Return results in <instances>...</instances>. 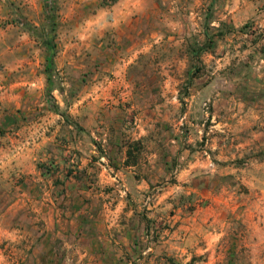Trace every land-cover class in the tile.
Segmentation results:
<instances>
[{
	"label": "rangeland",
	"instance_id": "rangeland-1",
	"mask_svg": "<svg viewBox=\"0 0 264 264\" xmlns=\"http://www.w3.org/2000/svg\"><path fill=\"white\" fill-rule=\"evenodd\" d=\"M261 78L264 0H0V264H264V150L239 159L228 132ZM156 115L157 180L95 194L69 230L65 181L91 174L74 149L51 148L68 151L77 133L99 149L112 121L134 131ZM214 121L223 158L180 178L186 150L209 157ZM49 143L54 155L38 162ZM38 169L49 181L28 179Z\"/></svg>",
	"mask_w": 264,
	"mask_h": 264
},
{
	"label": "crops",
	"instance_id": "crops-1",
	"mask_svg": "<svg viewBox=\"0 0 264 264\" xmlns=\"http://www.w3.org/2000/svg\"><path fill=\"white\" fill-rule=\"evenodd\" d=\"M263 83L264 79L261 78L255 89L252 91L251 89H248L250 92L248 94L249 98L246 99L242 95H239V107L236 109L237 112L233 114V119L229 118L230 125H228V132H231V135L230 133L228 134L232 137L231 140L233 141L231 148L237 150V153H239V159H241V156L248 152V150H252L253 148L264 150V140L256 139L260 138L259 136H261V138L264 136V132L260 130V126H264V111L258 108L259 103H264ZM215 91V103H218L223 99L225 93L223 88L218 89V87H216ZM192 103L193 100L191 101V104ZM191 114V111L184 114V119H187V123L190 124H192L193 119ZM216 117L219 116L215 112L213 115L214 120ZM158 122L159 119L157 115L156 119H151V121H142L141 116L140 125L137 126L134 131H130L132 129H129L127 123L125 128H122L120 125H117L116 121H112L110 123L111 127H109L110 131L108 130L110 134L107 138L102 139L103 144L100 145L99 149L96 147V138H92V140L95 141V145L92 144V142L91 145H83L77 140V133L72 134L71 142L68 144V151H64L62 146L57 145L51 148V143L45 146V148H40L41 151H38L37 153L39 155L41 154L38 156V162L40 160L48 161V158L54 155V153L48 151L50 148L54 150L56 154H61L62 152L67 154V152L74 149L76 153L78 152L81 155L79 168L82 171H85L84 174H91L89 178L83 177L80 180H77L71 176L65 181L64 187L68 197L67 203L70 210V216L72 217L69 230H75L73 229V220H76L79 215L86 216L83 211L85 208L93 207L92 205L96 197L94 196L95 194L115 195L119 192L120 197H123L124 193L121 190H117V187L121 185L127 192L126 195L128 197V195H131L133 192L138 194L141 193V191L137 190L139 184H141V186L144 183L148 185L157 180L155 179L157 178V173L154 171L157 169L156 158L159 152L158 146L161 143V137L158 134ZM221 125V122L217 121L215 122V125L211 127L213 128V131L210 129V132H214V136H212L210 143L205 146V148H208L209 152L203 151L205 155H209L207 159L201 161V158H198L200 154L198 151L191 152L190 150H186L183 153L187 155L193 153V157L185 162L183 170L179 173L180 178L190 177L194 179L199 170L201 171V169L211 166L212 163L209 161L211 156L219 159L223 158V147L225 145H222V143H225V140L223 139V135L218 133ZM202 126H196V131H198L199 135L203 132L209 134V132H207L206 129L204 130ZM121 129L122 131L118 134V130ZM127 133L129 134L128 136ZM191 138H188V141H192ZM200 138L201 137H199V139ZM226 139H228V137ZM135 142H139L143 148L147 149L145 152L137 155L134 160L133 157H129V149L131 151V147ZM171 142L176 144L174 146L175 148H178V143H180L181 140L173 139ZM148 148L149 151H147ZM218 155L220 156L218 157ZM144 156L146 158H144ZM239 167H242V164ZM141 170L145 173L148 171L147 174L150 176L148 180L143 178L140 174L141 172L143 173ZM33 172V176L30 175L31 173L27 172V175L30 176V178H28L29 180L38 182L46 179V181H49L48 177L50 175L47 173L43 174L42 169L34 170ZM82 229H80V231L86 233L87 230L85 224L82 226ZM114 247L117 248V245L115 244V246H111V250H113Z\"/></svg>",
	"mask_w": 264,
	"mask_h": 264
},
{
	"label": "trees",
	"instance_id": "trees-1",
	"mask_svg": "<svg viewBox=\"0 0 264 264\" xmlns=\"http://www.w3.org/2000/svg\"><path fill=\"white\" fill-rule=\"evenodd\" d=\"M52 3V6L51 7H49V9H48V12H49V14H50V12H53V10H54V6H53V4H54V1H52L51 2ZM228 32V31H227ZM225 35V33H224V30L222 29V30H219L218 31V37H222V36H224ZM213 40H212V38H211V40H209L208 42H207V44L203 47V48H201V51L204 49V51L205 50H209L210 49V45L211 44H213ZM50 50H51V54H50V56H49V59H48V63H47V72L50 74L51 73V70L55 67V61H54V56H55V45H53V44H51L50 45ZM55 112H57V113H59V114H61L64 118H67V115L65 114V113H62V112H60L59 111V108L58 107H55ZM70 120V119H69ZM70 123V122H69ZM141 151V145H140V143L139 142H135L133 145H132V147H131V151H130V149H129V157L131 156V157H133V159L134 158H136L137 157V152H140ZM135 160V159H134ZM74 170H76V171H72V173H75V174H80V172H78V170L77 169H74ZM68 173H70V170L68 171ZM76 178V177H75ZM77 180H80V179H78V178H76Z\"/></svg>",
	"mask_w": 264,
	"mask_h": 264
},
{
	"label": "built area",
	"instance_id": "built-area-1",
	"mask_svg": "<svg viewBox=\"0 0 264 264\" xmlns=\"http://www.w3.org/2000/svg\"><path fill=\"white\" fill-rule=\"evenodd\" d=\"M208 105V103H205V106H207Z\"/></svg>",
	"mask_w": 264,
	"mask_h": 264
}]
</instances>
